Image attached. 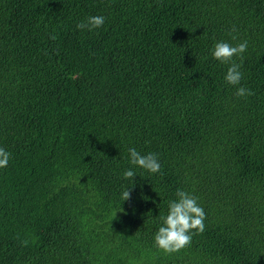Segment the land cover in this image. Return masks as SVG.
Here are the masks:
<instances>
[{"label":"trees","instance_id":"16d2710c","mask_svg":"<svg viewBox=\"0 0 264 264\" xmlns=\"http://www.w3.org/2000/svg\"><path fill=\"white\" fill-rule=\"evenodd\" d=\"M0 147V264H264V0H0ZM131 147L161 170L125 180ZM177 189L205 230L167 253Z\"/></svg>","mask_w":264,"mask_h":264},{"label":"clouds","instance_id":"9594fccd","mask_svg":"<svg viewBox=\"0 0 264 264\" xmlns=\"http://www.w3.org/2000/svg\"><path fill=\"white\" fill-rule=\"evenodd\" d=\"M123 18L130 22L129 15L123 11ZM105 17L103 15L89 16L86 21L77 25L78 28L95 29L103 26ZM235 38V37H234ZM248 48V41L244 40L236 45L221 40L214 43L212 56L221 63H230L225 81L231 85H240L243 78L241 64L236 63L235 58L242 57ZM58 51L60 49L57 48ZM238 96L251 95V90L240 86L236 90ZM129 164L131 165L123 172L125 180L134 181L137 170L143 169L149 173L156 174L161 170V163L156 153L143 154L135 147L128 149ZM11 153L0 147V169L8 166ZM124 201L130 198L129 186L121 193ZM177 199L168 202L166 215L159 217L160 224L154 234L155 245L164 252H177L192 242L193 235L202 233L205 230L206 213L204 208L198 203V197L182 189H177Z\"/></svg>","mask_w":264,"mask_h":264}]
</instances>
